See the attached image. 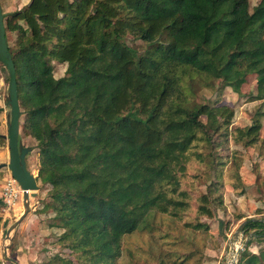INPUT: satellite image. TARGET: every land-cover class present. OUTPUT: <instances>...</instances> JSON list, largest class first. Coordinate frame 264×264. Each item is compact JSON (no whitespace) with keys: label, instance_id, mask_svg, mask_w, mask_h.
<instances>
[{"label":"trees","instance_id":"trees-1","mask_svg":"<svg viewBox=\"0 0 264 264\" xmlns=\"http://www.w3.org/2000/svg\"><path fill=\"white\" fill-rule=\"evenodd\" d=\"M3 14L6 39L15 33L19 132L35 143L37 184L48 187L38 212L53 214L48 227L62 230L57 241L74 259L46 264H116L122 239L148 230L155 214L180 219L190 208L180 181L199 145L196 159L217 180L196 211L213 217L220 148L230 136L254 146L262 126L230 131L231 107L194 99L214 82L239 94L254 75L252 100H264V0H30ZM250 231L264 238V222ZM261 259L245 249L237 264Z\"/></svg>","mask_w":264,"mask_h":264},{"label":"rangeland","instance_id":"rangeland-1","mask_svg":"<svg viewBox=\"0 0 264 264\" xmlns=\"http://www.w3.org/2000/svg\"><path fill=\"white\" fill-rule=\"evenodd\" d=\"M30 0H1L3 13L15 12L26 6ZM259 0H249L250 6H254ZM15 33H8L7 43L13 45ZM128 45H132L138 50H143V44L127 40ZM54 64V76L63 74V67ZM217 82L213 87L203 88L196 92V103L223 104L234 110L230 131L249 126L254 120H259L262 128L259 132L257 143L252 147H244L236 144L232 137H229L227 144L220 148L219 156L223 160L224 166L219 168V194L222 196V207L215 208L212 204V218L199 215L196 208L199 205L198 197L205 194L210 183L215 182L213 169L208 164L200 163L196 159V154L206 151L203 146H196L191 150L189 163L185 175L181 178V190L188 194L189 210L183 213L180 219H173L167 215L155 214L151 218L150 228L144 231H136L125 236L121 243V255L116 264H228L236 254L237 263L241 254L248 250L251 254H258L264 251V238L258 239L254 236V231L250 234H242L237 240L233 239L238 226L246 219L260 218L257 212L264 209V100L253 101L256 95L255 76L246 77V82L241 86L240 93L236 94L230 89L217 91ZM8 86V74L0 65V106L6 102ZM6 106V105H5ZM1 111V109H0ZM9 115V108L7 107ZM22 117L20 118V124ZM19 142L24 147L31 149L25 157L27 170L38 176V154L35 143L31 138L25 136L22 131L18 135ZM11 176V175H10ZM5 184V183H4ZM3 184V186H4ZM0 190V195L2 194ZM48 187L43 186L38 180V191L35 197H31L32 210L37 213L42 206L48 202ZM2 199V198H1ZM22 200L17 199L16 205L7 208L4 204L2 214L6 220L3 233L0 239V251L3 248V241H11L14 245L7 256L14 259L21 257L25 251L24 247H31L36 252L25 259H15L19 264H46L50 258L59 254L68 257V250L57 240L62 230L48 228L38 237L31 234L29 229L37 230L33 227L35 221H30L19 231L13 230L10 239H6L5 233L15 222L18 207H21ZM210 208V207H209ZM53 214L48 212L41 215V223L48 225ZM205 224L207 230L195 229V222ZM36 228V229H35ZM244 242L246 245L244 246ZM250 243V244H249ZM249 244V245H248ZM31 245V246H30ZM7 246V245H5ZM237 246V248H236ZM244 248L241 254L237 255L239 249ZM28 252V251H27ZM74 261L73 257H68ZM236 263V264H237ZM245 263V262H243ZM0 264H12L0 256ZM257 264H264L261 259Z\"/></svg>","mask_w":264,"mask_h":264},{"label":"water","instance_id":"water-1","mask_svg":"<svg viewBox=\"0 0 264 264\" xmlns=\"http://www.w3.org/2000/svg\"><path fill=\"white\" fill-rule=\"evenodd\" d=\"M0 64L6 69L8 73V86H7V96L5 105L9 108V115L7 118V146H8V163L4 167L9 171L11 177L16 181L17 185L22 192V208L23 212L21 216L8 228L6 232V238L9 240V234L17 227V225L22 222L25 216L30 211V198L35 197L38 191L37 176L29 172L26 167L25 157L27 153L31 151L30 148L24 147L18 140L19 135V124L21 118V112L18 105V95H17V83H16V72L15 66L12 61L11 55L8 49V43L6 39V32L4 27V14L2 13V7L0 3ZM264 222V219L260 218H250L244 220L236 229L233 234V239L237 240L238 237L244 233V227L250 222ZM246 242H244V246ZM7 249L9 247L7 246ZM244 248L239 249L237 252L241 254ZM5 260L12 264H18L15 260L9 258L6 253L4 256ZM237 257L230 262L231 264H236Z\"/></svg>","mask_w":264,"mask_h":264},{"label":"crops","instance_id":"crops-1","mask_svg":"<svg viewBox=\"0 0 264 264\" xmlns=\"http://www.w3.org/2000/svg\"><path fill=\"white\" fill-rule=\"evenodd\" d=\"M0 109H1V111H0V190H1V188L3 187V184L9 178L10 173L4 167V165L8 163V159H9L8 158L7 140L5 138L6 135H7V118H8L7 106H5V102H4V104L2 106H0ZM21 203H22V201H21ZM2 207H3V201H2L1 195H0V239H1V235L4 234L3 233V229H4L3 227L6 224V220H5V218H4V216H3L2 212H1ZM17 211L18 212L16 214V219L13 220V221H16L21 216V214L23 212L22 205H21V207H18V210ZM41 215L42 214H39V213L35 212V210L34 211L32 210L31 201H30V211H29V213L25 216V218L22 220V222H20L17 225V227L14 230L15 231H19L20 229L22 230L27 225V223H29L30 221L31 222L32 221H35L34 225H33V222H32V225H33V227L36 226L38 231L33 230V228L32 229H29V230L31 231V234L32 235L35 234L38 237V235L41 232L44 233L43 229L44 230H49L48 229L49 227H48L47 224L45 226V224L41 223V220H40L41 219ZM12 223H14V222H12ZM10 225H11V223H10ZM4 237L6 238V233H5V236ZM3 243H4L3 244V247L1 246V248H3V249H2V251H0V256H3L4 257L5 256V253L7 255V250H6L7 249V246L10 249V250H8V253H9L11 251V249L13 248V245L14 244L10 240L9 241H5L4 240ZM5 245H7V246H5ZM24 248H25V251L23 252L22 256L21 257H19V256L17 257L16 256L13 260H15V259L17 260V259H20V258L23 260L24 258L26 259L27 256H29L31 254H32V256L35 255L34 253L37 254V252L33 248H31V247H24Z\"/></svg>","mask_w":264,"mask_h":264},{"label":"built area","instance_id":"built-area-1","mask_svg":"<svg viewBox=\"0 0 264 264\" xmlns=\"http://www.w3.org/2000/svg\"><path fill=\"white\" fill-rule=\"evenodd\" d=\"M1 198L3 204L7 208H11L16 205L18 198L22 200V192L20 191V188L17 185L16 181L11 176H9V178L5 181Z\"/></svg>","mask_w":264,"mask_h":264},{"label":"bare ground","instance_id":"bare-ground-1","mask_svg":"<svg viewBox=\"0 0 264 264\" xmlns=\"http://www.w3.org/2000/svg\"><path fill=\"white\" fill-rule=\"evenodd\" d=\"M236 248H237V246H236ZM235 256H236V254L234 253L233 256L231 257L232 259L229 262H227V263L231 264L230 262H232L234 260Z\"/></svg>","mask_w":264,"mask_h":264}]
</instances>
